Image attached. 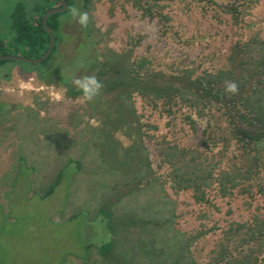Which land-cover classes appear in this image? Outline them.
Here are the masks:
<instances>
[{
	"label": "rangeland",
	"instance_id": "obj_1",
	"mask_svg": "<svg viewBox=\"0 0 264 264\" xmlns=\"http://www.w3.org/2000/svg\"><path fill=\"white\" fill-rule=\"evenodd\" d=\"M82 1L71 0L72 8L81 11ZM159 1L149 2L154 12L149 17L135 0H91L86 26L69 11L61 14L59 44L50 61H6L0 67V100L6 101L0 104V264H102L95 247L111 240L118 248L112 252L117 258L109 260L127 252L129 258L149 261L136 249V239L149 242L156 264H172L170 258L177 257L197 264L249 259L246 241L254 217H264V195L254 181H240L227 197L212 183L204 188L205 202L196 203L192 191L173 189V169L165 160L174 149L188 150V159L211 181L222 171L243 170L238 145L214 108L191 103V97L162 101L135 91L129 97L71 99L53 80L47 86L36 75L10 74L16 68L70 81L92 56L106 59L111 52L124 57V66L133 63L131 72L140 77L194 79L225 68L233 45L254 37L264 41V0ZM18 3L31 12L43 0H0L3 50L25 57L9 45V16ZM227 5L237 10L236 17L224 12ZM45 6L59 8L52 0ZM159 15L168 19L166 26ZM120 105L131 111L123 115ZM109 138L116 164L101 145ZM129 158L135 162L129 164ZM69 162L81 165L72 182L63 180L47 200L35 201L31 196L40 195ZM81 211L85 214L65 223ZM99 211L116 217L113 234ZM84 244L91 247L82 252ZM263 252L245 264L261 262Z\"/></svg>",
	"mask_w": 264,
	"mask_h": 264
},
{
	"label": "trees",
	"instance_id": "obj_2",
	"mask_svg": "<svg viewBox=\"0 0 264 264\" xmlns=\"http://www.w3.org/2000/svg\"><path fill=\"white\" fill-rule=\"evenodd\" d=\"M52 1H55L59 8L61 7L59 0ZM65 1L68 5L67 12L72 8V2H70L71 0ZM150 1L156 3L158 0H135V6L142 10L145 16L152 17L154 14L153 5L148 6ZM47 2L48 0H43L42 5L35 4L31 7V12H28L27 7L23 3H18L9 16V31L11 34L9 45L20 49L25 54V57L29 59H38L41 57L50 43V36L42 25L44 14L50 9L45 6ZM90 3L91 0H83L81 11L87 12ZM37 12H40L38 16L36 15ZM224 12L236 17L237 10L227 5L224 8ZM60 16L61 14L52 15L46 21L47 30L55 36V46L44 62L50 61L53 53L57 51L61 29ZM159 16L165 21L164 23L161 19V22L164 23L163 26H166L168 19L162 15ZM4 55L7 54L3 50L2 43H0V56ZM91 59L89 65L81 67L80 72L74 79L82 75L94 76L102 85L99 93L95 97L100 98L103 95L112 96V94L129 97L134 91L143 98L144 95L149 93L155 99L162 101H170L178 99L179 96H185L186 98L191 97L188 98L191 103L196 102L197 105L202 104L208 110L214 108L220 114L231 140L238 145L243 170L233 175L230 172L222 171L211 181V175L205 174L201 165L196 164L191 158L190 160L188 159L192 152L190 153L184 149L177 151L174 149L175 152L171 155L168 154L165 159L166 164L173 169L172 187L174 190H190L193 192V199L196 203H204V188L209 187L212 183L217 185L220 196L227 197L231 189L237 188L240 185V181L244 180L254 181L257 193L264 195V178L258 179L260 170H264V41L258 37H254L248 42L233 45L230 49L227 66L225 68L216 73H204L195 76L194 79L189 75H185L183 79L170 78L171 80H166L161 74L155 73H150L146 77H140L136 73L131 72L130 66L133 63L130 65L125 64L124 66L121 64V60L124 57L111 54V52L110 56L106 59L101 57H98V60L92 59L91 61ZM95 60L96 62H94ZM5 62H0V67ZM128 68L130 69L128 70ZM38 79L43 81L47 86L52 84L50 83L51 80L57 84H61L68 98L73 99L83 96L73 85L72 81L74 79L67 81L57 73L56 75H49L43 72L38 73ZM228 81L237 84L238 90L235 94L225 92V83ZM175 82L177 83L174 84ZM120 108L123 115L131 111L130 109L128 111L127 107H121V105ZM101 145L112 153L111 160L116 164L119 159L114 154L117 150L113 140L109 138L108 142L105 140V143ZM101 153L105 156L103 148ZM128 162L132 164L135 161L129 158ZM119 163L122 162L119 161ZM80 167V164L69 162L66 167L58 171L53 181L46 189L40 192V195L33 194L31 197L36 198L35 201L47 200L54 194L63 180L67 179L68 183L72 182L73 172L79 170ZM115 167L116 165H114ZM31 197L27 196V198ZM83 213L81 211L65 223H70L78 219ZM98 216L101 221L106 223L107 229L113 234L114 227H117L115 222L116 217L111 212L107 214L103 211H99ZM253 223L254 228L248 235V240L246 241L247 256L249 259L245 262L240 261L239 264L250 263L252 256L261 253L264 248V217L260 219L254 217ZM55 224L61 225L59 223ZM135 243L136 249L141 251L143 258L149 261L144 262L129 258L126 255L128 254L127 252L122 254L119 260H109V257L117 258L112 252L118 246L112 240L101 245L99 248H95L103 258L102 264H156L153 260L152 252L149 250V242L136 239ZM90 247L91 245L84 244L82 252ZM131 251L134 252L136 250L132 247ZM244 255L246 254L244 253ZM170 261H172V264H197L188 257H177L176 260L170 258ZM254 262L264 264V257L261 262L258 259L254 260Z\"/></svg>",
	"mask_w": 264,
	"mask_h": 264
},
{
	"label": "clouds",
	"instance_id": "obj_3",
	"mask_svg": "<svg viewBox=\"0 0 264 264\" xmlns=\"http://www.w3.org/2000/svg\"><path fill=\"white\" fill-rule=\"evenodd\" d=\"M71 19L75 20L81 26H84L88 22V13L80 11L77 8L69 10ZM73 85L82 93L85 100H91L95 97L102 85L94 76L82 75L72 81ZM237 84L232 81L225 83V92L235 94L237 92Z\"/></svg>",
	"mask_w": 264,
	"mask_h": 264
},
{
	"label": "water",
	"instance_id": "obj_4",
	"mask_svg": "<svg viewBox=\"0 0 264 264\" xmlns=\"http://www.w3.org/2000/svg\"><path fill=\"white\" fill-rule=\"evenodd\" d=\"M61 3V7L60 8H55V9H49L43 16L42 18V25L44 27V30H46V32L49 34L50 36V43L48 48L46 49V51L42 54L41 57H39L38 59H29L27 57H17V56H0V62H4V61H9V62H15V63H27V64H32V65H38L43 63L51 54L54 46H55V36L49 32L47 30L46 27V21L47 19L52 16V15H56V14H62L64 12H66L67 10V2L65 0H59Z\"/></svg>",
	"mask_w": 264,
	"mask_h": 264
},
{
	"label": "crops",
	"instance_id": "obj_5",
	"mask_svg": "<svg viewBox=\"0 0 264 264\" xmlns=\"http://www.w3.org/2000/svg\"><path fill=\"white\" fill-rule=\"evenodd\" d=\"M16 67V66H15ZM15 71V74L17 75V78H19V79H21L22 78V76H20V74H23V76H27L28 78H30L31 79V76H33V75H36L35 76V78L36 79H38V73L36 72V71H31V72H24V71H22V70H20V69H16V68H14V69H12L11 71H10V74L11 73H13ZM21 72V73H20ZM10 74H8L6 77H9V75ZM14 78H16V77H14ZM14 81V80H13ZM38 81L39 82H43V81H40L39 79H38ZM42 85H43V83H41ZM44 86V85H43ZM12 91L13 90H6V92L8 93V94H12ZM4 102H6L5 100H3V101H1L0 100V104L1 105H3L4 104ZM3 107H4V105H3ZM0 115H2V113H0ZM25 126H26V124H25ZM25 128V127H24ZM33 129V128H32Z\"/></svg>",
	"mask_w": 264,
	"mask_h": 264
}]
</instances>
